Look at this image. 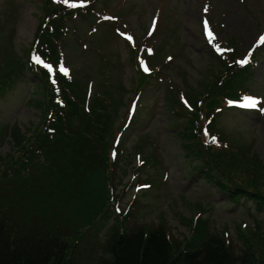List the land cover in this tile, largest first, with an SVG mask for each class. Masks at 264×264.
Masks as SVG:
<instances>
[{
    "label": "rangeland",
    "instance_id": "1",
    "mask_svg": "<svg viewBox=\"0 0 264 264\" xmlns=\"http://www.w3.org/2000/svg\"><path fill=\"white\" fill-rule=\"evenodd\" d=\"M100 1L87 12L66 19L64 25L69 30L56 44L60 57H65L68 79L79 82L80 97L77 94L75 101L85 97V103L92 106L97 95L111 100L110 104L106 101L110 108L107 115L114 121L111 141L119 133L138 89L139 96L132 126L123 131L113 160L118 161L112 167L114 176L110 172L115 186V198L108 206L112 213L104 215L102 227L89 236L105 242L116 226L120 228L115 204L118 202L125 214L136 201L129 220L134 229L162 225L171 239L185 244L201 222L209 236L223 238L236 253L241 254L249 244L259 255L264 247V210L250 198L231 201L199 173V168L195 170L200 158L186 153L177 135L178 125L187 124L188 118L177 117L172 109L173 101L179 100L184 110L200 108L205 115L202 99L222 69L216 52L232 49L242 60L248 53H256L248 89L264 99V0ZM46 9V0H0V83L8 87L0 92L1 158L12 152L15 139L40 130L45 116L55 118L46 113L48 95L29 64ZM205 21L215 37L211 43ZM127 36L132 39H125ZM131 45L147 48L141 61L154 72L143 87L138 86L140 76ZM221 107L219 112L213 110L216 126L232 145L241 148L239 153H232V168L240 172L264 167V113L229 110L224 101ZM99 116L98 121H103V115ZM238 172L234 171L244 175ZM96 177L105 192L104 178ZM144 183H151L152 188L134 191L135 185Z\"/></svg>",
    "mask_w": 264,
    "mask_h": 264
},
{
    "label": "trees",
    "instance_id": "2",
    "mask_svg": "<svg viewBox=\"0 0 264 264\" xmlns=\"http://www.w3.org/2000/svg\"><path fill=\"white\" fill-rule=\"evenodd\" d=\"M93 4L78 8L69 7V1L46 0L47 13L37 31L29 64L48 95L46 113L55 118L45 116L40 130L15 139L12 152L0 157V264H264V247L257 255L247 244L248 248L238 254L223 238L209 236L207 226L201 222L185 244L171 239L162 225L134 229L129 220L136 201L128 207V213H116L120 228L116 226L105 242L89 236L102 227L104 215L112 213L108 210L109 201L115 198L112 167L118 163L113 160L119 148L114 147L116 136L110 141L114 121L107 115L108 99L97 95L92 106L85 103V97L75 101L79 82L60 72L65 57H60L56 44L69 30L65 20L87 12ZM133 48L140 76L138 86L143 87L151 76L139 67L141 46ZM238 55L233 49L217 56L222 69L202 99L206 116L200 108L184 110L179 100L173 101L172 111L177 117L188 118L187 124L178 125L177 135L184 151L200 158L195 170L199 168V173L231 201L250 198L264 210V167L240 172L232 168V153H239L241 148L230 143L212 117L214 109H223V101L252 93L248 81L253 56L245 65ZM32 56L54 65L55 75L32 61ZM4 87L0 83V92L8 88ZM100 113L103 121H98ZM125 125L126 121L119 133ZM213 137L216 143L211 142ZM97 175L105 180V192L100 190Z\"/></svg>",
    "mask_w": 264,
    "mask_h": 264
},
{
    "label": "snow or ice",
    "instance_id": "3",
    "mask_svg": "<svg viewBox=\"0 0 264 264\" xmlns=\"http://www.w3.org/2000/svg\"><path fill=\"white\" fill-rule=\"evenodd\" d=\"M65 3H67V0H65ZM80 6H82V5H75V4L69 5V7H80ZM153 27H155V22H153ZM204 27H205V30H206V34H207V36H208V38H209V42L211 43L212 40L215 39V37L213 36V34L211 33V31L208 30V23H207V21L204 22ZM125 39L131 40L132 37L127 36V37H125ZM261 41L264 42V37H261ZM217 51H221V50L219 49V46H217ZM149 53H151V50H149ZM34 62L37 63V64H41V63H43V62L40 60L39 57H34ZM247 62H248L247 60H244V61H242L241 63H247ZM141 66H142V68L144 69V71L147 72V71L149 70L148 67L144 64L143 61H141ZM44 67L48 68V70H49L50 73L52 72V67H51V65H47V64H45ZM60 70H61V72H62L64 75H67V74H68V70H67L66 68H64L63 65H61V69H60ZM258 103H260V101H258L257 99L248 98V99L246 100V103L243 105V107H246V108H256L257 105H258ZM206 135H208V134L206 133ZM211 142H212V143H216V139H215V137L212 138Z\"/></svg>",
    "mask_w": 264,
    "mask_h": 264
}]
</instances>
